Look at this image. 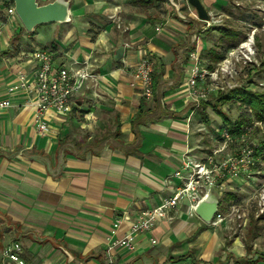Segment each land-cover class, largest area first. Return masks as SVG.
Listing matches in <instances>:
<instances>
[{"label": "crops", "instance_id": "obj_1", "mask_svg": "<svg viewBox=\"0 0 264 264\" xmlns=\"http://www.w3.org/2000/svg\"><path fill=\"white\" fill-rule=\"evenodd\" d=\"M201 1L211 12L229 0ZM174 2L71 0V21L46 47L55 64L87 66L96 78L73 96L70 113L47 119L44 134L28 96L8 90L19 70L32 75L29 50L44 45H22L17 19L4 26L0 99L11 106L0 109V264L12 242L24 264H264L236 238L225 249L217 232L187 211V200L136 234L133 249L108 247L113 222L119 220L121 236L139 210L170 196L182 156L201 147V103L188 96L186 78L194 47L209 62L210 25L186 0ZM90 22L97 24L93 32ZM142 55L155 62L149 99L130 85ZM78 119L85 121L82 133L73 129Z\"/></svg>", "mask_w": 264, "mask_h": 264}, {"label": "built area", "instance_id": "obj_2", "mask_svg": "<svg viewBox=\"0 0 264 264\" xmlns=\"http://www.w3.org/2000/svg\"><path fill=\"white\" fill-rule=\"evenodd\" d=\"M173 5L174 0H167ZM264 2V1H263ZM211 13V12H210ZM195 16L196 12L193 13ZM17 15L13 1L0 0V36L6 24L14 23ZM212 19V17H211ZM206 25L210 24L205 21ZM158 29V28H157ZM264 31V19L262 22ZM255 29L251 30L240 42L229 48L222 60L209 69L200 56L199 48L194 47L189 52L190 65L188 67L186 88L188 96L196 103L205 99L209 91H224L230 87L217 84L216 80L225 75H231L233 60L240 57L248 58L253 52ZM29 50V49H28ZM142 54V53H141ZM33 62L32 75L27 77L24 71L19 70L17 79L9 87V91H23L34 107L33 121L39 133L44 134L47 130V119L53 115L57 118L67 115L72 109V98L84 86L89 78L96 75L87 67L73 68L54 63V52L51 48L34 45L29 50ZM154 59L148 55H142L131 71L130 85L138 87L140 93L147 99L152 96L153 66ZM210 77L213 87L199 86ZM214 91V92H215ZM11 106L9 98L0 99V109ZM222 141L221 146L212 150L209 154L201 155L197 152L186 151L179 165L175 168L173 176L178 180L172 194L161 199L159 204L143 208L138 211L137 217L132 220L129 229L119 236V220H115L110 234L107 236L108 247H124L133 249L135 236L138 233L151 231L156 221L168 214L182 200H187V211L194 212L198 201L214 188H223L224 179L229 175H236L239 165L254 163V147L256 144L240 148L238 154L223 160H217V154L222 151L225 143L234 137L225 129L218 131ZM259 202L261 209L264 208V190L260 193ZM237 210V209H236ZM195 213V212H194ZM224 219L219 211V204L209 225H216ZM151 243L156 239L151 237ZM21 246L18 242H12L3 250L5 261L3 264H24L21 258Z\"/></svg>", "mask_w": 264, "mask_h": 264}, {"label": "rangeland", "instance_id": "obj_3", "mask_svg": "<svg viewBox=\"0 0 264 264\" xmlns=\"http://www.w3.org/2000/svg\"><path fill=\"white\" fill-rule=\"evenodd\" d=\"M39 4L49 2L51 0H37ZM264 0H229L226 3H221V6L215 7L211 11L212 19H210V26L206 30L204 36L206 42L211 48H219L221 42V32L217 27L226 29H233L239 32L241 39L246 37L251 30L255 29L254 33V52L248 58L240 57L238 60H233L231 75H225L216 80L217 84L225 85L226 82L230 87L248 86L254 90L264 91V72L259 69L260 63L264 60V31L262 30V22L264 19ZM172 4L171 2H168ZM209 10V9H208ZM226 10L230 17L222 16L221 11ZM210 11V10H209ZM20 26L22 25L19 18H16ZM71 21V20H70ZM67 23V22H66ZM93 25L95 22L85 24L89 32H93ZM23 27V26H22ZM89 27V28H87ZM63 24L58 22H48L37 25L32 34L21 28L18 36L21 38L22 45H28L31 41L38 42L46 46L47 40L55 38L56 42L62 34ZM259 39V44L257 43ZM19 40H14V44ZM20 44V43H19ZM14 46V45H13ZM210 48V49H211ZM205 57H208V50H205ZM216 65V64H215ZM202 87H213L210 77L202 82ZM215 91V90H214ZM213 90L209 91L205 99H201L200 121L202 123L201 131V147L197 149L201 155L209 154L213 149L220 147L222 141L219 138L218 131L222 123L221 117L214 113L210 106L204 110L208 120L205 121L202 116L203 101H213ZM222 111L226 113L231 119H235L240 113L238 104L230 102L225 103L221 107ZM77 126L73 129L85 131V121L78 119ZM198 123V122H197ZM200 125V124H199ZM221 131V130H220ZM246 134L241 137H234L228 140L221 152L217 154V160H223L228 157H233L238 154L240 148L259 143L264 139V123L253 122L252 125L246 129ZM199 133V132H197ZM254 163L249 165H239L236 175H229L224 179L223 188H214L219 194V211L224 216V219L216 225H208V227L217 232L221 238L223 247L230 244L233 238L237 239V245L246 246L249 255L255 254L264 255V208L261 209L259 202L260 193L264 190V160L260 155L254 154ZM227 191L235 194V199L223 201V197ZM237 209V210H236ZM250 247V251H249Z\"/></svg>", "mask_w": 264, "mask_h": 264}, {"label": "trees", "instance_id": "obj_4", "mask_svg": "<svg viewBox=\"0 0 264 264\" xmlns=\"http://www.w3.org/2000/svg\"><path fill=\"white\" fill-rule=\"evenodd\" d=\"M21 28H23L22 25L20 27V30ZM34 32L35 29L31 33L33 34ZM92 38H94V36H92ZM241 40L242 39L238 31L233 29L221 30V42L218 45L219 48L216 47L208 50L207 60L209 62L206 64L207 68L212 69L217 62H219L224 58L227 50L235 46ZM257 43L259 44L258 38H257ZM259 69L264 72V60L260 63ZM212 98L213 101L206 100L205 102H203L202 105L203 108L201 113L204 120L205 121L208 120L204 110L207 106H210L214 111V113H216L221 117L222 123L220 124L219 129L220 130L225 129L233 137H241L242 135L246 134L247 131L245 130L248 129L254 121L264 123V91L254 90L251 87L245 85L239 87L236 86L228 89L227 91L217 90ZM228 102L232 104L237 103L238 107L241 109L240 113L235 119H231L221 109L222 105ZM199 119H200V112H199ZM93 142L96 141L94 140L91 141L90 143ZM254 154L260 155L262 160H264V139L261 141V144L256 143L254 147ZM235 197L236 196L234 193L227 191L223 197V201H228L229 199L232 198L235 199ZM260 256L264 258L263 254H261ZM239 262L240 259H237L236 263L239 264Z\"/></svg>", "mask_w": 264, "mask_h": 264}, {"label": "water", "instance_id": "obj_5", "mask_svg": "<svg viewBox=\"0 0 264 264\" xmlns=\"http://www.w3.org/2000/svg\"><path fill=\"white\" fill-rule=\"evenodd\" d=\"M12 1L19 21L28 32H32L40 24L48 22L66 23L71 20V0H51L43 4H39L37 0ZM186 2L195 10L199 20L209 21L211 19L210 11L201 0H186ZM218 204L219 194L212 190L198 201L194 212L208 224L216 212Z\"/></svg>", "mask_w": 264, "mask_h": 264}]
</instances>
